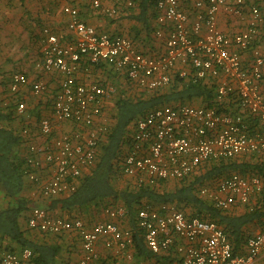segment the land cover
<instances>
[{"label": "built area", "instance_id": "2783aa9c", "mask_svg": "<svg viewBox=\"0 0 264 264\" xmlns=\"http://www.w3.org/2000/svg\"><path fill=\"white\" fill-rule=\"evenodd\" d=\"M80 1L101 8L107 0ZM111 1L132 5V0ZM260 1L247 5L244 26L230 34L219 29L218 14L242 16L243 0H190L186 10L179 0H156L153 37L163 45L157 55L140 51L125 36L96 30L80 19L76 7L63 6L73 42L63 45L56 35L43 30L41 57L35 66L42 72L57 73L59 83L50 114L37 118L35 130L28 125L20 129L27 150L25 178L42 196L54 197L71 193L79 178L94 166L99 144L110 126L104 108L115 87L93 79L78 81L77 73L99 65L111 67L137 89L146 91L163 89L174 77L185 83H208L214 86L218 103L233 102L237 107V111L221 112L214 106L180 103L156 108L137 119L121 162V172L133 178L135 185L179 181L208 162L242 154H261L264 160V56L253 44L263 22L257 6ZM102 11L113 15L110 8ZM245 50L251 54L246 64L241 56ZM25 80L22 73L12 74L10 90L16 92ZM45 88L40 80L31 90L39 95ZM15 112L27 116L26 103L15 98ZM261 192L264 174L238 172L211 180L199 189L202 197L221 210L235 204L251 210L254 195ZM105 214L109 218L123 216L124 209L106 208ZM136 223L151 252L174 250L178 256L174 264H264V224L247 236L245 252L234 254L220 225L188 216L174 206L156 209L145 204L137 211ZM27 224L42 232L74 231L81 248L76 264H96L95 245L99 236L105 235L109 236L105 243L114 254L131 258L127 248L131 233L112 221L87 227L80 218L51 215L42 207H33ZM31 256L29 248L6 251L1 264H30Z\"/></svg>", "mask_w": 264, "mask_h": 264}, {"label": "crops", "instance_id": "0c3cea01", "mask_svg": "<svg viewBox=\"0 0 264 264\" xmlns=\"http://www.w3.org/2000/svg\"><path fill=\"white\" fill-rule=\"evenodd\" d=\"M179 1L183 9L186 10L190 8V0ZM251 2H253V0H243L242 8L244 10L242 11V16L220 12L217 17L219 29L230 34L240 30L244 26L247 5ZM66 5L76 7L80 19L92 25L96 30L107 32L111 35L125 36L131 39L137 49L144 53L157 55L163 50L162 40L153 37V31L157 27L156 17L154 16L155 13L148 16L144 21H138L132 18V15L138 12L137 7L130 8V6L117 5L111 0L103 2L101 8H94L87 1L80 0H0V102L2 106H5L9 104L10 100L15 102V98H17L26 103L27 116H16L15 121L12 122L13 127L17 129L18 133L24 125H28L31 130H35L37 118L41 115L50 114L51 102L58 89L59 75L55 72L46 73L38 70L35 66V62L41 57L40 48L44 29L56 35L63 45L73 42V35L69 33L66 26L68 16L62 11L63 6ZM257 6L263 17V22L259 28L257 39L254 40L253 44L259 47L264 56V0L258 2ZM102 8L112 9L113 15L106 16ZM241 56L244 64H246L249 56H251L250 51H243ZM92 72H101L102 76H109L111 79L109 82H112L110 84L113 85H115L114 83L117 81L116 78L113 77V74L119 76V79H122L124 84L127 85L124 87L127 89V92H134L137 89V87L125 76L118 75L111 67L105 65L92 67L89 71L80 69L77 73L78 81L93 79ZM104 72H106V74H102ZM14 73H22L26 78L25 83L19 85L16 92H12L9 88L11 76ZM40 80L45 83V91L39 95H34L31 88L34 83ZM93 80L101 85L108 83V81L107 83L102 81L101 78H94ZM114 87L116 88V85ZM110 106L111 102L109 101V104L104 108V115L111 119V125L113 119L111 117L112 112ZM36 140L41 143V139L38 138ZM26 151L24 142L16 148L19 158L25 155ZM234 158L239 162L246 161L250 164L264 161L261 154H242ZM88 172L84 173L82 176ZM242 175L251 174L246 173ZM128 182L133 186H137L133 183V178L121 173L120 186ZM162 183L166 189H172L178 181L168 180ZM159 184L153 186L159 188ZM21 194L31 200V203L29 204L28 210L22 212L18 217L20 229L23 234L33 242L55 244L59 247L54 264H76L81 254L80 240L77 234L71 230L60 234H54L29 227L27 220L33 207H45L44 209L51 215L63 216L66 218H73L75 216L76 218L82 219L87 227H92L94 223L99 221H112L120 228L129 230L131 233V243L128 244L127 248L131 253V258H125L120 254H114L111 247L105 243L106 240L109 239V236H99L95 245L98 254L96 264H174L178 260V256L172 248L162 250L158 253L151 252L146 247L142 232L137 226L136 228L139 230L142 242L134 244L135 232L129 226L125 213L123 216L109 218L105 214V209L111 207H106V202L100 201L93 205L91 204L83 207L80 209L79 213L74 211L70 213L61 212L58 208H49L48 210L47 208L52 199L60 198L69 193L54 197H44L39 194L36 185L27 179H25V185ZM257 195L258 194L254 195L253 200H255ZM8 204H10V200L6 198L0 190V209H4ZM253 204H255V202H253ZM116 206L122 205L117 204ZM150 206L160 209L161 206L171 207L173 205L166 203L154 204V206L150 204ZM242 209L243 205L235 204L227 211L239 215L242 213ZM263 224L261 226H263ZM261 226L258 224H249L242 227V229L252 234L259 230ZM176 238V241H182L178 237ZM22 249L23 248H20L17 243L8 238L0 237V264L1 257L6 251L12 250L13 252H20ZM31 257L29 263L33 264Z\"/></svg>", "mask_w": 264, "mask_h": 264}, {"label": "trees", "instance_id": "16d2710c", "mask_svg": "<svg viewBox=\"0 0 264 264\" xmlns=\"http://www.w3.org/2000/svg\"><path fill=\"white\" fill-rule=\"evenodd\" d=\"M155 5L156 0H132L130 8L138 9L132 18L144 21L153 13L156 17ZM215 98L213 85L200 81L185 83L177 77L168 86L158 90L136 89L134 92H127L121 85L116 87L110 100L113 122L105 139L99 144L94 166L79 178L71 193L52 199L47 209L58 208L61 212L79 213L81 208L100 201L106 202V207L121 204L128 224L135 232L134 244H139L142 242L139 230L143 232L136 223L139 208L145 204L154 206L168 203L185 214L188 213V216L215 221L225 232L233 253H244L245 239L250 234L242 227L249 224L261 226L264 223V192L255 197L251 210L243 205L242 213L237 215L215 207L211 201L199 194V189L211 180L226 176L232 171L263 175L264 161L250 164L229 158L208 162L198 171L179 180L172 189H166L162 182L159 188L153 185L133 186L129 182L120 186L121 162L130 143L132 125L137 119L156 108L180 103L197 102L204 106H214L221 112L237 111V107L232 108L233 102L226 101L225 105L224 102L218 103ZM16 116L15 102L10 100L5 106L0 102V190L10 200L8 206L0 209V237L8 238L20 248H29L32 251L33 264H54L59 247L29 240L18 224V217L28 210L31 200L21 194L26 179L25 158L24 155L19 158L16 152V148L23 144L20 131L18 133L12 125Z\"/></svg>", "mask_w": 264, "mask_h": 264}, {"label": "rangeland", "instance_id": "374dc122", "mask_svg": "<svg viewBox=\"0 0 264 264\" xmlns=\"http://www.w3.org/2000/svg\"><path fill=\"white\" fill-rule=\"evenodd\" d=\"M92 74H93V79H94V78H101V80L104 81L105 83H107V81H108V83H112V82H109V81L111 80L110 77H109V76H106V75L102 76V75H101V72H92ZM102 74H106V72H104V73H102ZM107 74H108V72H107ZM100 75H101L102 77H101ZM113 75H114L113 77L116 78V80H117L116 83H114V84L116 85V87H118V86H120V85L123 86V87H126V86H127V85L124 84V82H123L122 79H119V78H120L119 76H117V75H115V74H113ZM106 78L109 79V80H107ZM115 85H114V86H115ZM196 103H197V102H196ZM109 117H110V115H109ZM109 119H110V118H109ZM110 120H111V119H110ZM252 227H255V226H252Z\"/></svg>", "mask_w": 264, "mask_h": 264}]
</instances>
